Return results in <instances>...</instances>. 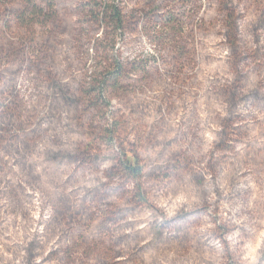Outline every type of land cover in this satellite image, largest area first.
Here are the masks:
<instances>
[{
	"label": "rangeland",
	"instance_id": "374dc122",
	"mask_svg": "<svg viewBox=\"0 0 264 264\" xmlns=\"http://www.w3.org/2000/svg\"><path fill=\"white\" fill-rule=\"evenodd\" d=\"M0 264H264V0H0Z\"/></svg>",
	"mask_w": 264,
	"mask_h": 264
},
{
	"label": "trees",
	"instance_id": "16d2710c",
	"mask_svg": "<svg viewBox=\"0 0 264 264\" xmlns=\"http://www.w3.org/2000/svg\"><path fill=\"white\" fill-rule=\"evenodd\" d=\"M118 22L121 23L120 18H118ZM137 156H135L134 154L131 156V158L129 159V161L126 164V169L130 174H133L134 176H139L140 175V167L137 166Z\"/></svg>",
	"mask_w": 264,
	"mask_h": 264
}]
</instances>
